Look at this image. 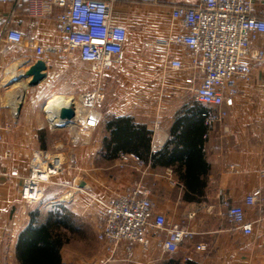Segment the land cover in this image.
<instances>
[{"label":"crops","instance_id":"obj_1","mask_svg":"<svg viewBox=\"0 0 264 264\" xmlns=\"http://www.w3.org/2000/svg\"><path fill=\"white\" fill-rule=\"evenodd\" d=\"M252 2L254 12L259 13L263 0ZM198 3L199 0H115L113 23L127 30L123 62L100 78L103 100L98 108V124L78 131V143L72 146L78 171L58 178L62 184L46 185L37 204L20 200L21 176L27 171L33 151L55 150L61 142L52 139L60 134L70 140L73 132L69 126L59 127V120L49 115L45 106L54 95L69 99L82 90V62L77 56L64 60L45 52L42 81L35 86H26L29 77L13 81L38 59L30 42L43 46L59 43L57 10L32 28L25 5H0V264H19L15 258L16 238L28 222L29 212L38 204L41 210L44 206V211L62 204L87 224L82 228L83 237L62 246L63 264H264V208L244 202L252 189L264 190V179L258 177L264 165V61L255 58L256 50H264V35L252 44L247 58L251 81L239 82L228 116L207 132L204 154L208 169L202 176L205 182L199 194L186 192L172 167H151L149 163L139 168L130 163L121 167L118 157L106 160L98 155L105 135L100 122L105 115L129 116L146 125L152 132L151 151L156 152L168 138L175 113L185 105L201 107L184 82L192 74L187 68L186 48L161 43L183 34L171 22L173 6ZM6 26L21 31L24 42H6ZM173 60L180 61L183 69L170 68ZM201 76L197 71L196 85ZM18 96L21 107L15 113ZM98 161L103 163L98 165ZM78 180L83 181L82 187L77 186ZM138 181L150 186L155 212L165 217L167 225L186 223L195 235L176 252L167 253L157 246L164 235L153 232L147 249L139 245L132 248L131 260L125 259L124 243L109 258L104 243L96 238L98 204L90 196L107 200ZM69 193L72 197L66 200ZM185 193L194 199L184 198ZM223 194L231 204L243 206L245 220L252 224L250 234L228 222L221 205ZM199 245L204 249L197 250Z\"/></svg>","mask_w":264,"mask_h":264},{"label":"built area","instance_id":"obj_2","mask_svg":"<svg viewBox=\"0 0 264 264\" xmlns=\"http://www.w3.org/2000/svg\"><path fill=\"white\" fill-rule=\"evenodd\" d=\"M2 4H11L14 8L25 5L32 28L38 27L42 18L57 10L55 22L59 43L43 46L30 42L42 60L45 52L64 60L77 56L100 75L109 71L122 57L127 30L113 23L115 0H0ZM171 22L179 26L183 34L161 43L165 46L175 43L186 48L187 68L192 74L184 82L192 89L195 99L208 107L204 125L209 131L215 123L228 116V109L238 95L239 82L251 81L247 58L252 44L264 35V3L261 11L255 13L252 0H199L196 5L173 6ZM4 34L9 44L19 45L25 39L21 31L8 26L4 28ZM255 58L264 61V50H256ZM169 67L183 69L178 60L171 61ZM197 71L202 76L196 85ZM102 100L99 88L91 92L81 91L76 97H71L74 117L68 126L73 134L60 151L32 152L27 171L21 176L19 197L22 202L37 204L43 198L46 185L62 184L57 182L58 178L78 171L70 149L78 143V131L95 128L98 124L101 116L98 108ZM118 159L121 167L130 163L139 168L146 164L132 153L121 152ZM258 177L264 179V165L258 171ZM71 197L72 193H69L66 200ZM90 197L98 204L96 238L104 243L109 258L124 243L127 247L125 259L131 260L132 248L139 245L147 249L153 232L164 235L157 241V246L167 253L176 252L185 240L195 235L186 223L166 224L165 217L155 212L150 186L144 181H138L107 200ZM221 200L228 222L250 234L252 224L245 220L243 206L231 204L224 194ZM244 202L248 206L264 208V190L261 187L252 189ZM196 249L202 250L204 246L199 245Z\"/></svg>","mask_w":264,"mask_h":264},{"label":"trees","instance_id":"obj_3","mask_svg":"<svg viewBox=\"0 0 264 264\" xmlns=\"http://www.w3.org/2000/svg\"><path fill=\"white\" fill-rule=\"evenodd\" d=\"M198 102V101H197ZM201 105L202 103L199 102ZM208 107L180 108L174 116L164 146L151 151L152 132L146 125L129 116L105 115L101 124L105 135L101 139L98 155L113 160L119 153H132L151 167H172L186 192L199 194L208 169L204 143L208 132L204 114ZM184 198L194 199L185 193ZM41 204L29 212L28 222L19 231L15 244V258L19 264H63L60 250L75 237H83L81 219L62 204L40 209Z\"/></svg>","mask_w":264,"mask_h":264},{"label":"water","instance_id":"obj_4","mask_svg":"<svg viewBox=\"0 0 264 264\" xmlns=\"http://www.w3.org/2000/svg\"><path fill=\"white\" fill-rule=\"evenodd\" d=\"M45 70H46V64L44 60L38 58L28 67V69L25 72L15 76L13 81L18 82L22 79L29 77L26 86H35L44 79ZM20 107H21L20 102H17V104L14 107V112L17 113L20 110ZM56 116L59 120V123L57 124L59 127H65L68 124H70L74 117L72 101L70 100V102L67 105L61 106L57 110ZM83 185H84L83 181L78 180L77 186L82 187Z\"/></svg>","mask_w":264,"mask_h":264},{"label":"rangeland","instance_id":"obj_5","mask_svg":"<svg viewBox=\"0 0 264 264\" xmlns=\"http://www.w3.org/2000/svg\"><path fill=\"white\" fill-rule=\"evenodd\" d=\"M123 62V59L121 57V59L119 60V62H117L116 64H114L112 67H115V66H118L120 65L121 63ZM111 70V69H110ZM102 74H104V72H102L100 75L98 74V71L96 69H94L90 64H85V63H82L81 64V83H82V90L81 91H94L96 90L97 88L100 89L101 87V76ZM79 91V92H81ZM77 92L74 96H71V97H76V95L79 93ZM44 98V95L43 97ZM69 125V124H68ZM67 125V126H68ZM66 126V127H67ZM52 141H57V142H61V144L55 149L56 150H61L62 148H64L63 146H65L66 144H68L67 142H69V140L67 139V137L63 134H60L58 136H55ZM62 146V147H61ZM76 146V145H75ZM72 148V147H71ZM75 150V149H74ZM54 151V150H53ZM66 152H69V151H66ZM70 154L73 158H75V153L72 152V149H70ZM67 155H69V153H67ZM76 160V159H75ZM99 163H103L101 161H98V165H100ZM105 165V164H103ZM118 169L119 166L116 164L115 165ZM115 167V168H116ZM111 170H116V169H111ZM104 173V172H103ZM37 206V205H35ZM42 207V206H41ZM44 210V206H43V209ZM83 223V225L86 227V223L84 222H81Z\"/></svg>","mask_w":264,"mask_h":264},{"label":"bare ground","instance_id":"obj_6","mask_svg":"<svg viewBox=\"0 0 264 264\" xmlns=\"http://www.w3.org/2000/svg\"><path fill=\"white\" fill-rule=\"evenodd\" d=\"M19 99H20V96H18V99L15 104L19 102ZM70 100L71 98L68 99V98H64L63 96L54 95L47 100L45 109L47 110L49 115H55V118L58 120L56 116L57 110L61 106L67 105L70 102Z\"/></svg>","mask_w":264,"mask_h":264}]
</instances>
